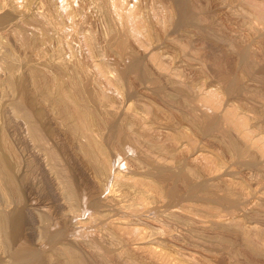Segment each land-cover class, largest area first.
Wrapping results in <instances>:
<instances>
[{
  "label": "rangeland",
  "instance_id": "rangeland-1",
  "mask_svg": "<svg viewBox=\"0 0 264 264\" xmlns=\"http://www.w3.org/2000/svg\"><path fill=\"white\" fill-rule=\"evenodd\" d=\"M262 14L0 0V264H264Z\"/></svg>",
  "mask_w": 264,
  "mask_h": 264
},
{
  "label": "bare ground",
  "instance_id": "bare-ground-1",
  "mask_svg": "<svg viewBox=\"0 0 264 264\" xmlns=\"http://www.w3.org/2000/svg\"><path fill=\"white\" fill-rule=\"evenodd\" d=\"M257 13V12H256ZM262 13V12H261ZM262 15H264V14H262ZM8 17V16H7ZM264 17V16H263ZM263 21H264V18H261ZM4 23V22H3ZM3 61V60H2ZM4 64V63H3ZM9 64V63H8ZM4 65H6V64H4ZM10 67V66H9ZM22 105V104H21ZM20 105V106H21ZM19 106V107H20ZM25 106V105H24ZM24 108V107H23ZM19 109V108H18ZM27 109V108H26ZM20 111V110H19ZM18 111V112H19ZM22 111H23V109H22ZM27 111V110H26ZM20 113V112H19ZM22 114V118H24V119H26L29 123H30V128H29V131H30V135H31V138H32V140H34L35 142H38L39 144H41L42 142H43V138H42V135L39 133L40 132V130H38L37 129V127L34 125V123L32 122V117H30L28 114H26V113H24V112H22L21 113ZM30 114V113H29ZM86 117V116H85ZM34 119V118H33ZM25 120V121H26ZM36 121V120H35ZM34 121V122H35ZM27 123V122H26ZM29 123H28V125H29ZM27 126V125H26ZM33 141V142H34ZM94 156V153L92 154L90 151L87 153V158L88 159H90V161H92L93 160V157ZM86 158V159H87ZM2 158H0V175L2 174V175H4V177H6L9 181L8 182H10V184L13 186V187H11L12 189H14V183H13V176L12 175H10V173H9V171L6 169L7 168V166L6 165H4V163L2 162V161H4L3 159L1 160ZM102 159V158H101ZM95 160V159H94ZM93 160V161H94ZM7 161V160H6ZM96 161V160H95ZM102 162V161H101ZM96 163V162H95ZM98 165V164H97ZM6 166V167H5ZM92 166V165H91ZM12 170V169H11ZM93 170V169H92ZM100 170V169H99ZM95 171H97V170H95ZM94 171V172H95ZM100 172V171H99ZM59 173V172H58ZM102 173V172H101ZM111 169H110V172H109V176L111 175ZM62 174V173H61ZM113 175H115L114 174V172H113ZM12 176V177H11ZM118 176V175H117ZM117 176H116V178H117ZM3 178V177H2ZM68 178V177H67ZM108 179H109V177H107ZM62 179V178H61ZM64 179V178H63ZM66 179V178H65ZM125 179V178H124ZM3 180V179H2ZM69 181V180H68ZM108 181V180H107ZM62 182H64V181H62ZM120 183V182H119ZM68 186H66V194H67V197L71 200L72 198L74 199L75 197V189L73 190V188L71 187V184H67ZM6 190V189H5ZM11 190V189H10ZM63 190V189H62ZM17 191H18V189H17ZM14 192V191H13ZM15 193V192H14ZM136 193V192H135ZM18 194V193H17ZM14 196H16V195H14ZM76 199V198H75ZM67 200V199H66ZM71 202V201H70ZM1 219H3L2 217H1ZM0 219V220H1ZM4 221L3 220H1L0 221V227L1 228H3L4 229ZM20 226V225H19ZM21 262V261H20Z\"/></svg>",
  "mask_w": 264,
  "mask_h": 264
}]
</instances>
